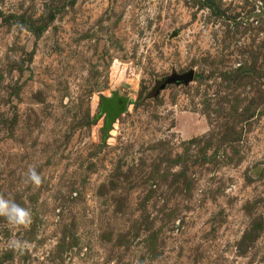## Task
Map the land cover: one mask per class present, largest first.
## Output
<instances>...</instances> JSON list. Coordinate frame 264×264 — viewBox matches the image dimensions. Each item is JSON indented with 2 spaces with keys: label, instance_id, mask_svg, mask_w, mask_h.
Segmentation results:
<instances>
[{
  "label": "rangeland",
  "instance_id": "obj_1",
  "mask_svg": "<svg viewBox=\"0 0 264 264\" xmlns=\"http://www.w3.org/2000/svg\"><path fill=\"white\" fill-rule=\"evenodd\" d=\"M0 196V264H264V0H0Z\"/></svg>",
  "mask_w": 264,
  "mask_h": 264
},
{
  "label": "water",
  "instance_id": "obj_2",
  "mask_svg": "<svg viewBox=\"0 0 264 264\" xmlns=\"http://www.w3.org/2000/svg\"><path fill=\"white\" fill-rule=\"evenodd\" d=\"M195 79L194 71H190L184 75L174 74L162 84L161 88H166L169 84H186L188 85ZM129 99L115 95L113 99L104 100L102 113H107L106 131L109 132L117 121L118 117L122 115L128 107Z\"/></svg>",
  "mask_w": 264,
  "mask_h": 264
},
{
  "label": "clouds",
  "instance_id": "obj_3",
  "mask_svg": "<svg viewBox=\"0 0 264 264\" xmlns=\"http://www.w3.org/2000/svg\"><path fill=\"white\" fill-rule=\"evenodd\" d=\"M29 181L36 186L41 185L42 176L37 172L35 167H30L28 170ZM31 211L24 207H21L14 201L6 199L0 196V217L6 218V220L12 225H24L30 222Z\"/></svg>",
  "mask_w": 264,
  "mask_h": 264
}]
</instances>
